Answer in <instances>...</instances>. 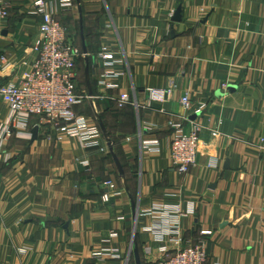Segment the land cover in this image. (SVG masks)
Wrapping results in <instances>:
<instances>
[{"label":"crops","instance_id":"crops-1","mask_svg":"<svg viewBox=\"0 0 264 264\" xmlns=\"http://www.w3.org/2000/svg\"><path fill=\"white\" fill-rule=\"evenodd\" d=\"M35 1L9 0L0 23L9 63L2 83L18 81L33 60ZM73 4L56 18L81 52L76 88L88 99L75 112L100 137L82 147L31 117L30 139L14 131L3 143L0 264H136L134 246L140 264H159L176 249L157 237L166 229L161 206L181 210L180 236L204 241L208 264H264V0ZM102 53L120 62L112 70L122 75L110 80L116 90L101 85ZM147 89L164 90V100H149ZM123 94L128 102L120 106ZM7 114L0 100V127ZM195 127L197 162L181 174L170 143L176 131ZM103 249L113 251L94 260Z\"/></svg>","mask_w":264,"mask_h":264},{"label":"built area","instance_id":"built-area-1","mask_svg":"<svg viewBox=\"0 0 264 264\" xmlns=\"http://www.w3.org/2000/svg\"><path fill=\"white\" fill-rule=\"evenodd\" d=\"M73 7V0H57L55 3L36 0L33 3L30 14L41 21L40 37L32 48L33 60L18 81L1 82L2 73L7 70L9 63L6 55L0 51V100L8 110L0 127V157L3 143L12 137L14 131L16 137L30 139L26 132L31 117L38 119V125L51 126L60 137L74 139L82 147H89L100 137V131L92 121L75 112V108L88 99L86 95L78 94L76 88V63L81 52L69 39L67 29L56 18L57 10L64 11ZM8 11L9 0H0V23L8 18ZM99 59L105 68L101 76L102 87L106 90L118 89V84L110 80L122 75L112 70L119 61L110 53L100 54ZM165 93L164 90L147 89L148 99L151 101L164 100ZM127 102L126 94L118 99L120 106ZM180 103L185 116L190 115L189 99L185 96ZM199 132L198 127L189 133L178 130L171 140L170 158L181 174L187 173L196 165ZM211 135L217 137L219 133L213 131ZM106 186L113 188L110 182ZM103 201H108L107 195L103 196ZM158 210L164 214L162 223L166 225V229L163 233H157V237L162 239L166 235L176 248L173 254L163 258L159 264H208L204 241L194 244L181 238L179 224L184 217L181 210L177 206H161ZM210 234L209 231L200 233L201 236ZM112 251H95L92 258L100 260L107 252Z\"/></svg>","mask_w":264,"mask_h":264},{"label":"water","instance_id":"water-1","mask_svg":"<svg viewBox=\"0 0 264 264\" xmlns=\"http://www.w3.org/2000/svg\"><path fill=\"white\" fill-rule=\"evenodd\" d=\"M180 12H181V6H179V7L177 8V10L175 11V13H174V16H173V18H172V22H173V23H178V22H180V20H181ZM82 44H83V45H82L83 54L85 55V54H86V50H85V46H84V43H83V39H82ZM233 89H234V88H231V87L228 88L229 91H231V90H233ZM88 94H89V96H91V90H90L89 85H88ZM195 118H196V116H193V117H192V119H195ZM31 134H32L31 142H33V141H35L36 138H37V128H34V129L32 130V132H31ZM115 161H116V160H115ZM116 164H117V161H116ZM133 254H134V257H135L136 264H140V262H139L138 249H137L136 246H134V248H133Z\"/></svg>","mask_w":264,"mask_h":264},{"label":"rangeland","instance_id":"rangeland-1","mask_svg":"<svg viewBox=\"0 0 264 264\" xmlns=\"http://www.w3.org/2000/svg\"><path fill=\"white\" fill-rule=\"evenodd\" d=\"M76 85L78 86V83L76 82ZM78 93H79V90H78ZM79 94H82V93H79Z\"/></svg>","mask_w":264,"mask_h":264}]
</instances>
